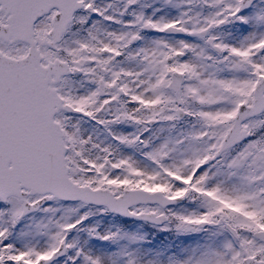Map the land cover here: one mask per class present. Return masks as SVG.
Listing matches in <instances>:
<instances>
[{
    "label": "snow or ice",
    "instance_id": "1",
    "mask_svg": "<svg viewBox=\"0 0 264 264\" xmlns=\"http://www.w3.org/2000/svg\"><path fill=\"white\" fill-rule=\"evenodd\" d=\"M0 264H264V0H0Z\"/></svg>",
    "mask_w": 264,
    "mask_h": 264
}]
</instances>
